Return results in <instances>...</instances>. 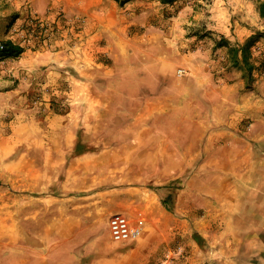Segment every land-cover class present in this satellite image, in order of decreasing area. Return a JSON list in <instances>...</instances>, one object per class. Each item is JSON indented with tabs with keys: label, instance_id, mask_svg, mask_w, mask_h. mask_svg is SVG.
<instances>
[{
	"label": "rangeland",
	"instance_id": "obj_1",
	"mask_svg": "<svg viewBox=\"0 0 264 264\" xmlns=\"http://www.w3.org/2000/svg\"><path fill=\"white\" fill-rule=\"evenodd\" d=\"M8 40L23 50H0V264L124 255L118 210L141 238L169 216L208 257L251 248L264 0H0Z\"/></svg>",
	"mask_w": 264,
	"mask_h": 264
},
{
	"label": "crops",
	"instance_id": "obj_2",
	"mask_svg": "<svg viewBox=\"0 0 264 264\" xmlns=\"http://www.w3.org/2000/svg\"><path fill=\"white\" fill-rule=\"evenodd\" d=\"M133 220L138 221L135 217ZM177 227L169 221L167 216L162 222L147 228L143 238L139 236L126 244L124 255L113 258L101 257L94 261V264H158L164 251L177 241L187 246V253L181 255L176 253L168 264H264V224L252 226L250 249H243L244 242H242V246L236 249L235 256L220 252L217 256L213 254L209 257L203 253L195 240L182 238L181 236L185 235ZM222 253L223 256H221Z\"/></svg>",
	"mask_w": 264,
	"mask_h": 264
},
{
	"label": "built area",
	"instance_id": "obj_3",
	"mask_svg": "<svg viewBox=\"0 0 264 264\" xmlns=\"http://www.w3.org/2000/svg\"><path fill=\"white\" fill-rule=\"evenodd\" d=\"M107 223L110 237L118 242L137 239L143 230L141 223L132 221L120 211L113 212Z\"/></svg>",
	"mask_w": 264,
	"mask_h": 264
},
{
	"label": "trees",
	"instance_id": "obj_4",
	"mask_svg": "<svg viewBox=\"0 0 264 264\" xmlns=\"http://www.w3.org/2000/svg\"><path fill=\"white\" fill-rule=\"evenodd\" d=\"M0 50L1 54L4 56H18L22 52L23 48L22 46L8 40L3 43V47Z\"/></svg>",
	"mask_w": 264,
	"mask_h": 264
},
{
	"label": "bare ground",
	"instance_id": "obj_5",
	"mask_svg": "<svg viewBox=\"0 0 264 264\" xmlns=\"http://www.w3.org/2000/svg\"><path fill=\"white\" fill-rule=\"evenodd\" d=\"M122 200H123L124 203H125V202L130 203L129 198H128V199H127V198H123ZM138 208H139V207H138ZM142 211H143V210H142ZM142 211L140 210V208H139V209H137V208H133V206H130V208H129V213L132 214L135 218L138 217V216H142V215H144L145 213L143 214Z\"/></svg>",
	"mask_w": 264,
	"mask_h": 264
}]
</instances>
